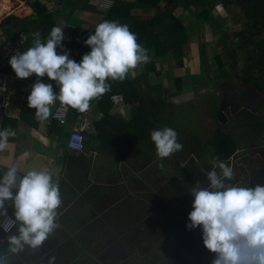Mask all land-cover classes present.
Listing matches in <instances>:
<instances>
[{
  "label": "crops",
  "instance_id": "obj_1",
  "mask_svg": "<svg viewBox=\"0 0 264 264\" xmlns=\"http://www.w3.org/2000/svg\"><path fill=\"white\" fill-rule=\"evenodd\" d=\"M56 1L42 0L47 6L51 2L53 7ZM120 1L135 3L138 0ZM219 4L222 6L220 1ZM11 5L10 0H0V15L11 13ZM75 6L77 7L76 4ZM177 11L175 15L186 24L184 18L176 14ZM24 12L19 15L20 21L35 14L32 11V14L24 15ZM75 12L76 15H73L68 22L63 18V13L56 12L55 19L58 26L67 29L68 24L79 21L80 33L93 31L104 17L98 14L101 18L99 21L95 18L97 21L95 22L90 17L91 11L86 13L77 8ZM211 12L215 19L213 22L218 26L214 29L215 31L225 32L233 29L235 25L241 26L239 29L241 31L251 22L236 6L227 8L222 6L221 13L216 11V8ZM154 13V9L135 8L132 11L133 15L140 17L147 15L152 17ZM85 18L89 19L85 20ZM191 22L186 24L188 30V24ZM203 22L208 25V22ZM7 25V29L12 27L11 24ZM226 40L231 44L238 42L237 38L231 41ZM4 43L5 34H1L0 29V47ZM207 43L211 46L213 44ZM187 45L184 50V68L181 73L183 80L186 78L184 76H187L186 69H188ZM216 57L209 59L217 61ZM170 58L172 59L171 55L155 58L157 65L155 73L143 76V68L139 66L126 75L128 79H134L137 82V95L150 96L163 101L159 111L155 112L157 109L155 105L149 107V112L156 113L153 123L155 127L150 130L146 138H142L141 135L143 129L151 128L149 123L146 122V127L143 126L141 120L131 126L128 124L139 106L136 99L126 101L121 95L123 102L114 105L110 118L106 119L105 128L98 134L96 125L103 120L104 114L95 102L90 103L89 109L84 113L69 107V117L65 126L55 121L52 115L42 122L35 116L36 110L28 107V96L34 82L11 76L10 107L0 114V130L5 123V128L14 131L15 135L9 137L7 148L0 152V175L12 166H16L21 175L32 170L46 171L52 175L53 182L59 184L62 203L57 210L56 223L59 227L38 250L32 251L26 247L21 253L9 254V264H48L52 256L56 257L55 264H107L104 256L109 254L105 255L104 251L108 248L106 246L108 240H111L110 243L113 242L111 245L115 244L114 247L117 249L110 252L115 256L112 264H125L123 262L127 259L125 256H135L137 253L132 247L129 249L130 253H123L117 241L124 239L150 241L149 246L151 250H154L150 256L165 255V264H211L214 254L209 253L204 247L201 230L198 228L190 231L186 228L188 214L192 210L193 203V197L189 192L198 181L201 186L207 187L209 181L206 175L208 173L201 177L198 173L189 170L190 164H175L176 160H187L193 155L191 146L194 143L192 136L178 131L179 126L176 125L174 112L178 106L191 105L195 97L203 94L205 89L200 88L198 93H193L184 86L180 93L176 94L172 73L170 70L164 71V67L161 66ZM194 60L201 62L199 56ZM207 83L209 82L205 80L201 86L204 85L205 88ZM219 84L221 89L227 85L226 82ZM54 92L58 94L59 88ZM254 92H256L254 101H259L261 98L259 96H264V93L262 95L259 90L255 89ZM59 104L57 101L51 107L52 114ZM205 109L206 105H198L195 111L201 117ZM229 122H231L229 127L232 131L239 129L237 119H227L225 124ZM261 124L262 126L256 125L253 121H247L246 127L248 134H251L253 138V141L249 143L250 146L255 148L258 145L259 149L262 147L259 151L262 152L264 159V143H256L257 141L254 140V136L257 139H264L255 129L264 127V122ZM165 127L176 131L177 142L183 145V149L161 160L157 157L151 133ZM74 130H82L86 137L84 152L76 153L68 148V138ZM205 134L210 135L207 129ZM196 140L199 143L200 139ZM238 142L239 140L232 132L229 136L215 139L214 149L210 154L213 162L215 158L226 161L233 152L243 150L244 147H239ZM117 144H122L120 145L121 150L115 147ZM228 153L229 156L225 158V154ZM217 154H221V157H217ZM231 168L234 171V168ZM215 170L220 172L218 168ZM246 175H249L246 186L253 187L251 185L252 170H248ZM9 214H12L11 208H9ZM129 225H133V229ZM130 229L132 234L128 235ZM15 231L16 229L10 234H4L0 230V253L7 251L6 236L14 234ZM101 241L102 243L96 244ZM154 244L156 246H153ZM145 253L148 256L150 252ZM107 262L111 264L110 261Z\"/></svg>",
  "mask_w": 264,
  "mask_h": 264
},
{
  "label": "clouds",
  "instance_id": "obj_2",
  "mask_svg": "<svg viewBox=\"0 0 264 264\" xmlns=\"http://www.w3.org/2000/svg\"><path fill=\"white\" fill-rule=\"evenodd\" d=\"M63 29L53 27L46 43L36 33L33 47L9 59L18 79L38 78L28 96V107L36 110L35 116L42 122L52 115L51 107L57 101L65 110L86 112L90 101L109 90L107 80L122 81L130 70L149 62L136 35L118 21L97 25L85 41L91 51L79 63L69 59L62 47ZM58 48L63 54H58ZM45 76L59 87L58 94L51 83L42 82L40 78ZM14 135L8 128L0 130V152ZM151 139L161 160L183 149L171 128L152 131ZM207 179V187L198 181L189 192L193 203L186 228L201 230L204 247L214 254L211 264H264V185H227L226 180L234 179L233 170L219 158L214 159ZM61 203L59 184L50 173L32 170L20 176L16 166L10 167L0 177V230L6 234L16 231L6 236L7 251L0 253V264H9V254L21 253L26 247L38 250L59 227L56 219ZM55 260L50 257L48 264Z\"/></svg>",
  "mask_w": 264,
  "mask_h": 264
},
{
  "label": "rangeland",
  "instance_id": "obj_3",
  "mask_svg": "<svg viewBox=\"0 0 264 264\" xmlns=\"http://www.w3.org/2000/svg\"><path fill=\"white\" fill-rule=\"evenodd\" d=\"M10 1L12 2L11 13L7 12L8 14L0 15L1 25L5 29H7L8 27L7 24H11L12 27L20 25V23L22 22L20 21L21 18L19 17L21 12L25 11L24 15H27L28 13L32 14V11L34 13V9L31 7L34 2L36 3V1H39L43 4L42 0ZM75 4L77 5V7L75 6ZM48 6L51 7L50 9L53 8L51 2ZM55 6H57L56 12L60 14L63 13V18L67 19L66 22H68L70 18H73V15H76L75 10L77 8L86 13L91 11L90 17L94 19V21L95 18L97 21H99L101 18L99 16L100 14L88 5V2L87 4H85L82 1L80 2V0H57ZM28 7H30L32 10H29ZM209 8H211V11L216 8V11L221 13L222 6H220L219 0H211ZM176 14L181 15L184 18L186 24L191 22V20V23H193L188 24L190 38L189 44L187 45L186 49L188 55V58L186 60L188 62V69H186L187 76H184L186 78L185 80H183L181 73L183 72L182 69L184 68V66H175L173 58L165 61L161 66L164 67V71L170 70V72L172 73V82L174 81L173 86L175 88L176 94H178L177 92L180 93V90L177 89V83L175 81V79L179 77L182 78V88L186 86V88H189L193 93H198L200 88H203V90L205 89V91L207 92L203 91V94L195 97L196 99L191 103V105L186 104L183 107L178 106V108L174 112L176 125L179 126L178 131L192 136V139L195 140H192V142L194 143V145L191 146L192 152H194L193 155H191L192 157L190 156L187 160H176L175 164L187 165L188 163L190 164V171L196 172L201 177H203L205 173L207 174L211 172L214 167L213 159H211L210 157V154L214 149V140L226 135L229 136V133L232 132L234 136H236V138L239 140V147H244V149L239 150L236 153L233 152L228 160L223 161L229 167L234 168V179L230 181L226 180L225 183L229 186L247 187L246 185L248 183L247 179L249 175H246V173L251 169V185L255 187L257 184H261L262 181L263 183L261 185H264V159L262 152L259 151L262 147H260L259 149L258 145L255 148L250 146L249 143L253 141V138H251V134H248V128L246 127L247 121H253L256 125L262 126L261 123L264 122V96H259L260 94H257L261 98L259 101H254L256 98V95L254 94L256 92L254 91L255 89H258L254 86H250V84H247L248 86L245 85V82L243 80L244 75L242 74V68L245 65V62L247 60L246 57L249 54V51H247L246 49H239L238 47H236L237 44H231V42L226 40V36L224 34L227 33L228 35L232 36V34L234 35V33L239 31L241 26L235 25L233 29L225 32L222 30L215 31L214 29L218 26L215 25L212 20L208 21V25H205L203 20H200L202 22L196 20L195 16L193 15V11L188 12L187 10L183 11V9H178ZM55 15L56 13H54L53 17H55ZM148 17L150 16L147 15L142 18L145 19ZM88 19L89 18H85V20ZM74 25H77L80 29L79 26H81V24H79V21H75ZM62 28H64L63 30L66 32L65 27ZM82 28L84 27L82 26ZM18 36L16 37V39L18 38ZM26 37L27 40L23 44V52L27 51L30 47H33L34 41L37 38L33 32H30V34H26ZM67 37L72 44H75L72 34H68ZM39 39L41 40V42L43 41L40 35ZM207 42L213 43L212 46ZM185 48L186 46L184 47V50ZM198 56L201 58V62L194 60V58ZM210 57H216L218 60H220H210ZM205 80H207L209 83H207V86L204 88V85L201 86V83H203ZM223 82H226L227 85L225 86V88L221 89L219 83ZM198 105H206V109L204 113H201V117L195 111V108ZM233 118L237 119V122H239L238 124L240 127L237 131H232L230 129L229 125H231V122L225 124L227 119ZM206 129L210 133V135L205 134ZM255 129L256 131H258L259 135H262L264 137V127ZM196 139H200L199 143ZM258 139L256 138V136H254V140L257 141L256 143H264V139ZM207 177L208 175H206V179ZM129 226L131 229H133V225ZM131 229L128 232L129 234L127 233L128 235L132 234L130 233ZM110 241L111 240L106 241V246H108V248L104 251L105 255L106 253L109 254L106 257L104 256V261L107 264V261H110V263L112 264L115 257L110 252L117 250L114 247L115 244L111 245V243L113 242L110 243ZM97 243H102V241L96 242V244ZM117 245L121 247L124 254L130 253V247L137 249H134V252L137 253V255L125 256V259L127 258L123 261L125 264H156L157 262H159L158 264L166 263L164 262L166 256L163 254H154L150 256V254H152L154 250H151L149 246L150 241L146 239H124L120 240L119 242L117 241ZM153 246L156 245L154 244ZM145 252L150 253L148 256H146ZM160 253H163V251H160ZM117 261L118 259H116V262Z\"/></svg>",
  "mask_w": 264,
  "mask_h": 264
},
{
  "label": "trees",
  "instance_id": "obj_4",
  "mask_svg": "<svg viewBox=\"0 0 264 264\" xmlns=\"http://www.w3.org/2000/svg\"><path fill=\"white\" fill-rule=\"evenodd\" d=\"M87 4L88 0H80V2ZM211 0H138L135 3L122 2L116 0L113 7L102 18L101 23L105 21H118L122 25H127L129 30L137 37V43L147 50L149 56V62L146 64H140L143 68V76H147L150 73L157 72V65L155 58H162L171 55L175 66H184V47L189 43L190 32L187 25L175 15L176 10L183 9L193 11L197 21L203 20L205 22L215 21L212 16L211 8H209ZM224 8L228 6L239 7L245 14L246 18L251 21L244 29L234 33V35H228L224 33L226 39L234 40L237 38L238 48L241 50L246 49L249 51L244 67L242 68V74L244 75V82L256 87L261 93H264V0H219ZM34 9V15L22 20L20 25L13 26L7 29L5 33L4 45H10L14 42L16 37L21 34H34L39 33L42 38V43H46L50 37V32L53 27L58 26L54 16V11L50 10L47 5L42 4L39 1L34 2L31 6ZM154 9L155 13L150 18L143 19L140 16L132 14L133 9ZM59 27V26H58ZM96 29V28H95ZM95 29L91 34H94ZM64 32V40L62 41V47L65 51L69 52V56L74 61L79 63L83 55L89 53L91 49L85 46V41L79 44H72L68 40V34L70 31L66 29ZM58 54H63L61 49H57ZM131 71V70H130ZM6 74L15 76V73L11 69L10 65L3 69ZM18 79V78H17ZM24 81L34 82L35 76H32ZM177 83V89L181 90L182 78L175 79ZM106 83L110 86L109 90L99 97L93 99L90 103L95 102L104 114L103 120L98 123V134L105 128L106 119L110 118V112L114 107L112 97L115 95H122L126 101L136 99L139 106L134 112V116L131 119L129 126L135 122L143 121V126L147 124L151 125V128L142 130V138H146L152 128H154V112H149L150 106H156V111L161 110L160 104L163 102L161 99H155L150 96H139L136 94V81L134 79H128L127 76L124 80H107ZM59 87L56 86L55 91ZM151 123V124H150ZM5 123L1 130L5 128ZM127 124V125H128ZM10 140V139H9ZM120 145H115L118 150H121ZM217 157H221V154H217ZM224 156V155H223ZM229 156L225 154V158ZM18 175H21L18 173ZM3 175H0L2 177Z\"/></svg>",
  "mask_w": 264,
  "mask_h": 264
},
{
  "label": "built area",
  "instance_id": "obj_5",
  "mask_svg": "<svg viewBox=\"0 0 264 264\" xmlns=\"http://www.w3.org/2000/svg\"><path fill=\"white\" fill-rule=\"evenodd\" d=\"M114 2L115 0H88V5L91 8H93L96 12H98L100 15H106L109 12V10L113 7ZM48 8L50 9L51 7L48 6ZM50 10L56 13L57 7L54 6ZM67 29L72 33L75 44L82 43L92 33L91 30L80 33L78 26L74 24H68ZM26 40H27L26 34L21 33L19 34L18 38L14 40L12 44L1 45L0 47V114L10 107L11 90H12V84H11L12 77L6 74L5 72H3V69L10 65L9 59L12 55L18 52L23 53V44L26 42ZM69 59L73 60L71 56H69ZM37 79L38 78L35 77L34 83L37 81ZM40 79L44 83H51L53 85V89L57 86L54 81L48 80L46 76ZM112 100L114 105H117L118 103L123 102V97L121 95H115L112 97ZM69 112H70L69 108L65 110L59 104L58 107L53 112L52 118L61 125L65 126L68 121ZM68 148L71 151L77 153H81L85 151L86 137L82 132V130H74L70 133L68 138Z\"/></svg>",
  "mask_w": 264,
  "mask_h": 264
},
{
  "label": "water",
  "instance_id": "obj_6",
  "mask_svg": "<svg viewBox=\"0 0 264 264\" xmlns=\"http://www.w3.org/2000/svg\"><path fill=\"white\" fill-rule=\"evenodd\" d=\"M0 29H1V34H5L7 31V29H5L2 25H0Z\"/></svg>",
  "mask_w": 264,
  "mask_h": 264
},
{
  "label": "bare ground",
  "instance_id": "obj_7",
  "mask_svg": "<svg viewBox=\"0 0 264 264\" xmlns=\"http://www.w3.org/2000/svg\"><path fill=\"white\" fill-rule=\"evenodd\" d=\"M8 11V10H7ZM2 14V13H1Z\"/></svg>",
  "mask_w": 264,
  "mask_h": 264
}]
</instances>
